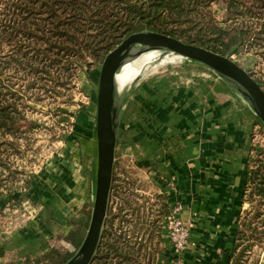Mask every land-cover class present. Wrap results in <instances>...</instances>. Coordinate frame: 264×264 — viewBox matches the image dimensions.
Instances as JSON below:
<instances>
[{
  "label": "rangeland",
  "instance_id": "1",
  "mask_svg": "<svg viewBox=\"0 0 264 264\" xmlns=\"http://www.w3.org/2000/svg\"><path fill=\"white\" fill-rule=\"evenodd\" d=\"M228 1H212L203 10L202 15L206 20L214 18L217 21H223L229 16ZM255 21L256 19L252 22ZM248 24L251 22L248 21ZM251 25L258 28L254 23ZM251 30L254 32L256 29L252 28ZM13 49L9 44H5L3 48H0V56L10 58ZM32 49L26 48L24 51L29 50L31 52L29 55H32ZM239 49V53L232 54L233 59L245 68L255 80L259 76L264 78V47L257 45L253 48H247V44H245ZM140 50H155L162 53L169 49L143 47ZM145 51L142 56L146 61L155 57L150 52ZM173 52L175 54L171 53V56L159 59L145 76L139 78L132 75V69L129 65L134 56L123 54L119 72V74L122 73V76L117 86L115 108V114L119 111L120 113L115 121L120 118L121 114V118H123L133 92L153 77L158 79L166 75L174 77L177 81L176 76H181L178 79V86L181 87H192L195 84V86L197 85L196 88L201 86L216 89L218 87L220 90V87L225 86L222 90L225 91L227 97L229 96L240 110L246 109L249 112L248 117L251 122L250 165H255L257 159L264 160V121L258 109L238 90L233 88V80L229 78L225 80L207 65ZM104 59L96 61L90 68L87 66L79 67L73 79H69L66 85L59 87L63 91V95L59 97L52 93L53 90H43L40 82L32 85V77L30 79L27 77L25 79L18 78L16 87L22 88L19 110L26 118V122L33 121L34 124L29 127L24 126L18 132L17 137L11 133L0 135V140L4 142L0 144V154L4 156L3 161L0 162V170H6L2 171V174L0 173V193H2L0 199V234H10L27 226L34 219L35 215L25 205L27 202L39 211L41 205L47 204L52 208L57 206L56 201L53 202V198L60 194L61 190L63 192L67 190L68 198H64V200L70 207L63 213L65 221L68 218L73 227L81 219L80 210L84 206L92 213L98 181L97 96ZM89 60L92 61V59ZM12 65L14 66L15 63ZM7 73L9 76L17 78L13 71ZM219 83L220 85H218ZM260 84L264 90V83ZM123 87L124 91L122 90ZM120 88L124 94L122 102L119 100L123 97V94H119ZM141 109L142 107L138 104L135 113L142 120V123L146 124L151 117L141 113ZM63 114L68 115L67 121L62 122L60 120V116ZM126 128L128 131L130 125ZM122 129H124L123 119L117 125V145L111 191L100 242L109 208L113 207V210L119 208L123 202L120 194L124 192L132 200V204L130 207L126 206L127 220L122 222V226H118V222H116V226L119 227L118 230L130 237L138 248L141 247L138 258L144 260V264H175L178 259L183 260V258L182 252L178 253L174 249L172 238L169 235L167 216L170 215L173 208L168 201L166 188L168 185L165 181L167 175L151 167L154 165L139 164L136 154L129 155L121 151L128 143V140L122 137ZM122 145L124 146L122 147ZM58 159L64 160L65 164L63 165L66 168L63 170L65 177L59 179L50 174L51 168L56 169L58 166L62 168ZM8 167L11 168L10 171L15 173H9ZM68 179L74 182V187L68 186ZM47 180L54 181L52 185H49L53 198L45 197L44 186ZM117 182L120 184L118 189L121 192L119 195L113 191V186ZM70 187L73 188L68 190ZM15 196H22V198L19 202L12 201ZM73 201L77 208L71 206ZM247 201L249 203L248 209L245 210L242 218L252 219L260 226L261 230H264V198L256 196L254 201L251 202L248 199ZM162 210H164L163 216L161 215ZM55 221L56 223L60 222L58 219ZM253 242V246L245 254L243 264H264V239L262 243L257 242V240Z\"/></svg>",
  "mask_w": 264,
  "mask_h": 264
},
{
  "label": "crops",
  "instance_id": "2",
  "mask_svg": "<svg viewBox=\"0 0 264 264\" xmlns=\"http://www.w3.org/2000/svg\"><path fill=\"white\" fill-rule=\"evenodd\" d=\"M178 79L153 77L133 92L122 118V137L128 143L121 151L136 154L139 164L154 165L166 173L169 204L181 206V217L189 228L184 264H231L236 232L249 205V112L227 97L222 90L225 86L220 90L196 88L195 84L181 87ZM138 104L141 113L151 117L147 125L135 113ZM58 161L63 169L49 170L59 179L65 177L66 168L63 159ZM67 182L75 186L72 180ZM53 183L47 180L44 186L46 198H53L49 186ZM66 192L61 190L53 198L57 203L53 208L45 204L39 211L25 204L35 217L23 228L0 234V264H63L69 260L76 247L68 238L73 226L63 214L70 208L64 200ZM71 206L77 208L74 201Z\"/></svg>",
  "mask_w": 264,
  "mask_h": 264
},
{
  "label": "trees",
  "instance_id": "3",
  "mask_svg": "<svg viewBox=\"0 0 264 264\" xmlns=\"http://www.w3.org/2000/svg\"><path fill=\"white\" fill-rule=\"evenodd\" d=\"M212 1L0 0V48L5 44L14 48L10 58L0 56V135L11 133L17 137L24 126L34 124L26 122L19 110L22 88L16 87L18 78L32 77V85L40 82L43 90H53L59 97L63 95L59 87L73 79L79 67H92L135 32L166 34L222 55L239 53L245 44L247 48L264 47V0H229V16L223 21L206 20L202 15ZM248 21L258 28L247 25ZM252 28L256 30L252 32ZM26 48H33V54L24 51ZM8 71L17 78L9 76ZM256 80L264 83L260 76ZM60 120L67 121L68 115H61ZM3 159L0 154V162ZM119 187L118 182L113 186L116 195L121 192ZM246 189L251 202L256 196L264 198V160L257 159L255 165H250ZM120 196L123 202L119 208H109L101 242L90 264H144L138 258L141 247L116 226V222L122 226L127 220L126 206L132 204L126 193ZM21 198L15 196L12 201ZM80 211L81 219L68 237L76 248L84 241L92 215L86 206ZM235 239L237 248L231 264H243L253 241L262 243L264 230L252 219L242 218Z\"/></svg>",
  "mask_w": 264,
  "mask_h": 264
},
{
  "label": "water",
  "instance_id": "4",
  "mask_svg": "<svg viewBox=\"0 0 264 264\" xmlns=\"http://www.w3.org/2000/svg\"><path fill=\"white\" fill-rule=\"evenodd\" d=\"M133 44L166 48L207 65L215 73L233 80V88L255 106L264 121V90L250 73L239 65L230 53L222 55L193 43L154 32H135L125 38L103 61L97 96L98 181L90 225L84 241L63 264H90L99 246L107 215L117 145V125L113 109L114 76L124 52Z\"/></svg>",
  "mask_w": 264,
  "mask_h": 264
},
{
  "label": "bare ground",
  "instance_id": "5",
  "mask_svg": "<svg viewBox=\"0 0 264 264\" xmlns=\"http://www.w3.org/2000/svg\"><path fill=\"white\" fill-rule=\"evenodd\" d=\"M143 47H148V46H144V45H141V44H133L124 52V55L128 54V55L134 56L132 58V60H131L129 65L131 66V69H132V75L135 76L136 78L145 76L147 74V72L157 63V61L159 59H162V57H169V56L172 55L171 53H174L173 52L174 50H171V49H169L167 51H164L162 53L161 52H157L155 50H150V51H148V50H146V51L145 50H140V48H143ZM144 51L145 52H147V51L150 52V54L155 56V57L154 58L151 57L152 59L150 61L149 60L146 61L143 58V56H142V53ZM120 68H121V64L119 63V66H118V68L116 70V73H115V76H114L113 109H114V115H115L114 118H115V120L117 119V117H118V115L120 113V111H119L118 113L115 114V108H116V104H117V102H116L117 86L119 84L120 77L122 76V73L119 74ZM119 100H121V102H122L123 97L119 98Z\"/></svg>",
  "mask_w": 264,
  "mask_h": 264
},
{
  "label": "built area",
  "instance_id": "6",
  "mask_svg": "<svg viewBox=\"0 0 264 264\" xmlns=\"http://www.w3.org/2000/svg\"><path fill=\"white\" fill-rule=\"evenodd\" d=\"M167 217L169 235L172 238L174 249L178 253H183L188 245L189 228L187 222L181 217V206L173 208ZM175 264H184V260L178 259Z\"/></svg>",
  "mask_w": 264,
  "mask_h": 264
}]
</instances>
